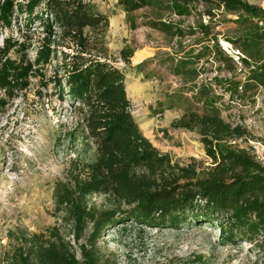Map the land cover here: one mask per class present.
<instances>
[{"label": "rangeland", "instance_id": "374dc122", "mask_svg": "<svg viewBox=\"0 0 264 264\" xmlns=\"http://www.w3.org/2000/svg\"><path fill=\"white\" fill-rule=\"evenodd\" d=\"M46 2L0 0V262L19 244L22 233L39 234L59 226L72 240L70 226L61 223L54 205L55 188L64 181L73 158L65 134L78 119L62 91L66 79L88 59L104 53L115 61L125 75L132 114L142 134L175 161L209 164L194 132L170 127L185 106L202 111L190 93L196 83H211L212 96L221 98L216 107L222 117L249 133L248 141L232 146L251 153L264 147V91L253 89L243 100L231 101L224 87L213 81L236 75L243 82V66L232 61L236 70L229 73L214 62L216 56L211 57L200 67L206 74L193 84L170 72L172 61L212 47L215 40L226 55L236 57L238 52L226 39L239 35L240 28L231 21L235 16L198 4L190 17H178L164 9L165 3L126 15L118 0H80L100 24L85 27L80 37H68L44 11ZM256 3L264 8V1ZM157 21L183 34L171 36L150 28ZM200 24L211 29L203 42H197L204 38ZM190 30L195 34L189 35ZM122 51L131 54L130 65L123 63ZM141 63L142 70H135ZM88 202L102 207L106 201L94 195ZM109 229L99 242L100 251L114 254L119 264H260L250 245L223 243L210 227L166 229L126 222Z\"/></svg>", "mask_w": 264, "mask_h": 264}, {"label": "trees", "instance_id": "16d2710c", "mask_svg": "<svg viewBox=\"0 0 264 264\" xmlns=\"http://www.w3.org/2000/svg\"><path fill=\"white\" fill-rule=\"evenodd\" d=\"M46 1L44 11L68 37H80L85 27L100 24L80 0ZM258 1L264 0H118V5L126 15L165 3L164 9L178 17H190L198 4L235 16L231 21L240 28L239 35L226 39L238 52L236 57L226 55L214 39L212 47L172 61L170 69L175 77L193 84L206 74L200 69L204 60L216 56L214 62L233 74L236 61L243 66V82L236 75L213 80L233 101L243 100L253 89L264 91V8ZM198 27L204 38L197 42H203L211 29ZM150 28L171 36L183 34L161 21ZM194 34L190 30L189 35ZM130 56L121 52L125 65H130ZM114 63L104 53L88 59L63 84L62 93L78 119L65 134L73 158L64 181L55 188L54 205L61 223L70 226L72 240L59 226L39 234L22 233L0 264H119L114 254L100 251L99 242L110 227L126 222L166 229L210 227L223 243L250 245L264 264V167L249 150L231 145L248 141L247 130L222 117L216 107L221 98L212 96L211 83H196L190 93L202 111L185 106L170 127L194 132L209 164L175 161L142 134L132 114L125 75ZM142 68L141 63L135 70ZM94 195L104 197L102 207L89 204Z\"/></svg>", "mask_w": 264, "mask_h": 264}, {"label": "built area", "instance_id": "2783aa9c", "mask_svg": "<svg viewBox=\"0 0 264 264\" xmlns=\"http://www.w3.org/2000/svg\"><path fill=\"white\" fill-rule=\"evenodd\" d=\"M252 155L255 157L256 161L264 167V147H261L259 151L252 153Z\"/></svg>", "mask_w": 264, "mask_h": 264}, {"label": "crops", "instance_id": "0c3cea01", "mask_svg": "<svg viewBox=\"0 0 264 264\" xmlns=\"http://www.w3.org/2000/svg\"><path fill=\"white\" fill-rule=\"evenodd\" d=\"M198 52V51H197ZM133 87V85H128V89L130 90V89H133L132 88Z\"/></svg>", "mask_w": 264, "mask_h": 264}]
</instances>
